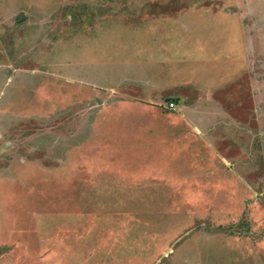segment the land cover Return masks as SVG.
Here are the masks:
<instances>
[{
  "label": "rangeland",
  "instance_id": "374dc122",
  "mask_svg": "<svg viewBox=\"0 0 264 264\" xmlns=\"http://www.w3.org/2000/svg\"><path fill=\"white\" fill-rule=\"evenodd\" d=\"M0 264H264V0H0Z\"/></svg>",
  "mask_w": 264,
  "mask_h": 264
},
{
  "label": "built area",
  "instance_id": "2783aa9c",
  "mask_svg": "<svg viewBox=\"0 0 264 264\" xmlns=\"http://www.w3.org/2000/svg\"><path fill=\"white\" fill-rule=\"evenodd\" d=\"M170 106H172V104H170Z\"/></svg>",
  "mask_w": 264,
  "mask_h": 264
},
{
  "label": "trees",
  "instance_id": "16d2710c",
  "mask_svg": "<svg viewBox=\"0 0 264 264\" xmlns=\"http://www.w3.org/2000/svg\"><path fill=\"white\" fill-rule=\"evenodd\" d=\"M177 101V100H176Z\"/></svg>",
  "mask_w": 264,
  "mask_h": 264
}]
</instances>
